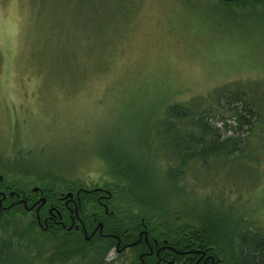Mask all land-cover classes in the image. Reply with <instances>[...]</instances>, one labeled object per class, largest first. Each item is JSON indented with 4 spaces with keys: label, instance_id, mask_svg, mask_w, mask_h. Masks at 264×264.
I'll list each match as a JSON object with an SVG mask.
<instances>
[{
    "label": "rangeland",
    "instance_id": "obj_1",
    "mask_svg": "<svg viewBox=\"0 0 264 264\" xmlns=\"http://www.w3.org/2000/svg\"><path fill=\"white\" fill-rule=\"evenodd\" d=\"M227 87L248 91L264 112L262 3L0 0V175L30 186L53 184L56 190L111 188L105 152L142 151L152 139L141 133L164 116L168 104L194 100L211 111L216 125L224 126L223 117L234 123V111L225 110L220 97ZM250 146L244 163L218 159L210 163L212 170L192 163L186 174V183H193L185 195L189 207L183 209L182 202L166 212L144 207L155 229L151 236L182 238V224L193 221L194 206L204 199L222 203L234 217L230 225L245 214L263 230L264 131L250 136ZM15 161L16 170H10ZM22 165L35 172L22 174ZM44 170L50 177L40 180ZM116 199L118 223L146 222L134 202ZM84 205L86 212L98 207L90 199ZM110 224L109 230L119 229ZM51 236L23 206L1 212L0 250L11 255L0 264L82 263L79 255L66 263L49 257ZM84 236L75 232L70 246ZM36 249L41 256L33 258L27 251ZM107 261L144 264L140 248L113 250Z\"/></svg>",
    "mask_w": 264,
    "mask_h": 264
},
{
    "label": "trees",
    "instance_id": "obj_2",
    "mask_svg": "<svg viewBox=\"0 0 264 264\" xmlns=\"http://www.w3.org/2000/svg\"><path fill=\"white\" fill-rule=\"evenodd\" d=\"M223 2L252 6L256 3L264 4V0H223ZM220 92V97L224 101L222 107L228 112L234 111V123L228 122L223 117L220 121H223L224 126L216 125L212 120L211 111L204 107L201 110L200 103L194 100L187 104H168L164 116L152 121L141 133L143 138L152 139L143 143L142 151L138 149L137 153L131 148L126 151L124 148L116 147L105 152L104 157L110 164L106 173L114 193L111 208L116 198L126 196L141 209L139 215L148 223L150 236L155 229L151 217L147 214L150 212L146 209L166 212L175 208L173 203L182 202L179 204L183 209L190 203L185 195L193 190L187 189V186L192 187L193 183H186V174L192 163L212 170L216 168L211 164L218 159L226 161L235 158L243 161L252 152L250 136L256 130L264 131V112L248 91L240 87L238 89L227 87ZM17 165L15 161L9 169L16 170ZM19 171L25 175L35 172L25 165H22ZM48 175L46 173L37 177L45 180L50 177ZM45 187L54 188L55 185H45ZM74 187L78 186L70 185L67 189ZM222 205L218 201L212 202L209 199L198 202L194 206L193 221L182 224L180 229L182 238L176 235L174 239L169 237L168 241L179 250L191 251L189 253L194 258L192 264H196V258L201 255L214 257L216 264H264V229L261 230L245 214L237 218L236 224L230 225L229 222L234 217L222 209ZM62 213L68 225L69 212ZM85 213L83 204L81 215L84 218L87 217ZM133 215L138 216L134 212ZM117 217L109 216L107 226L111 223L112 227L117 225L116 227L123 230L126 225L123 222L118 223ZM142 222L146 223L143 220ZM134 226L132 221L130 228ZM60 232L65 233V238L59 237ZM44 233H51L52 238L50 237L49 240L55 241L48 256L59 257L61 263H66L79 255L82 256L81 264H112V261H107L109 253L115 249V241L111 238L96 236L89 241L83 238L79 244L71 247L70 243L74 242V231L65 230L60 226ZM15 245L14 243L13 246ZM7 251L0 250V262L11 255V251ZM27 252L33 258L41 256V250ZM187 258L182 254L177 256L176 262L190 264ZM146 260H156V257L148 256ZM198 264H209V261L205 263L203 258Z\"/></svg>",
    "mask_w": 264,
    "mask_h": 264
},
{
    "label": "flooded vegetation",
    "instance_id": "obj_3",
    "mask_svg": "<svg viewBox=\"0 0 264 264\" xmlns=\"http://www.w3.org/2000/svg\"><path fill=\"white\" fill-rule=\"evenodd\" d=\"M54 188H47L43 185L30 186L0 175V213L8 210L14 211L18 206H23L35 215L37 224L45 232L62 226L65 230L80 231L84 235L86 232L88 236H91L89 239L85 238L88 241L96 236L108 237L115 241L114 250L118 253L140 248V258L144 264L177 263V256L182 254H185L186 258L188 256L187 259L192 264L194 258L189 253L191 251H185V253L179 250L167 238L150 236V228L144 222L139 225L134 224L133 228H130L129 225L124 232L109 230L107 227L108 217L116 216V213L111 208L114 193L106 184L78 186L64 190ZM69 193L72 194L69 195ZM87 199H90V202L98 207L97 210L86 212L85 216L87 217L84 218L81 215V210ZM63 211L69 212L70 223L68 225L63 219ZM128 234L129 237H127ZM135 234L137 237H134ZM152 255L156 257V260L147 261L146 258ZM202 257L205 263L209 261V264H216L214 257L209 258L204 255L196 258V264L203 260ZM218 259L221 260L219 257Z\"/></svg>",
    "mask_w": 264,
    "mask_h": 264
},
{
    "label": "water",
    "instance_id": "obj_4",
    "mask_svg": "<svg viewBox=\"0 0 264 264\" xmlns=\"http://www.w3.org/2000/svg\"><path fill=\"white\" fill-rule=\"evenodd\" d=\"M71 194H72V193H69V195H71ZM90 237H91V236H90V235L88 236L87 233L85 232V238H86V239H89Z\"/></svg>",
    "mask_w": 264,
    "mask_h": 264
}]
</instances>
